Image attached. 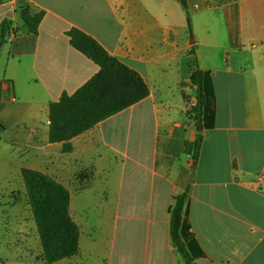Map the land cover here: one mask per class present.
I'll return each instance as SVG.
<instances>
[{"label": "crops", "instance_id": "crops-1", "mask_svg": "<svg viewBox=\"0 0 264 264\" xmlns=\"http://www.w3.org/2000/svg\"><path fill=\"white\" fill-rule=\"evenodd\" d=\"M0 0V264H264V0ZM22 5L44 13L27 31ZM78 30L136 71L150 94L71 140L50 143V105L100 70L72 47ZM16 32V33H13ZM193 52V54H192ZM204 143L193 166L198 121ZM23 169L70 191L77 255L48 263ZM194 170L193 181L191 175Z\"/></svg>", "mask_w": 264, "mask_h": 264}, {"label": "trees", "instance_id": "trees-1", "mask_svg": "<svg viewBox=\"0 0 264 264\" xmlns=\"http://www.w3.org/2000/svg\"><path fill=\"white\" fill-rule=\"evenodd\" d=\"M187 11L192 33V22L187 0H179ZM20 16L28 32L37 34L44 13L33 14L22 5ZM10 26L2 24L0 47ZM72 47L84 54L100 68L99 72L73 95L64 93L58 102L50 105V143H62L63 152L73 150L71 140L93 129L100 122L137 104L150 94L147 82L140 74L110 56L95 40L81 31L68 34ZM193 54V52H192ZM190 82L196 87L198 103L194 107L198 121V135L194 146L193 166L199 163L204 143L201 109L203 72L194 64ZM23 179L48 263L73 257L79 252V229L70 215V191L51 176L23 169ZM188 191L177 196L171 209L170 229L174 248L185 264H194L180 230L184 221V207Z\"/></svg>", "mask_w": 264, "mask_h": 264}, {"label": "built area", "instance_id": "built-area-1", "mask_svg": "<svg viewBox=\"0 0 264 264\" xmlns=\"http://www.w3.org/2000/svg\"><path fill=\"white\" fill-rule=\"evenodd\" d=\"M13 33H16V32H13ZM259 182H262L264 180V174H261L258 179H257Z\"/></svg>", "mask_w": 264, "mask_h": 264}, {"label": "water", "instance_id": "water-1", "mask_svg": "<svg viewBox=\"0 0 264 264\" xmlns=\"http://www.w3.org/2000/svg\"><path fill=\"white\" fill-rule=\"evenodd\" d=\"M193 177H194V170H193V172H192V175H191V182L193 181Z\"/></svg>", "mask_w": 264, "mask_h": 264}, {"label": "rangeland", "instance_id": "rangeland-1", "mask_svg": "<svg viewBox=\"0 0 264 264\" xmlns=\"http://www.w3.org/2000/svg\"><path fill=\"white\" fill-rule=\"evenodd\" d=\"M189 37H190V40H191L193 38V34L191 33Z\"/></svg>", "mask_w": 264, "mask_h": 264}]
</instances>
